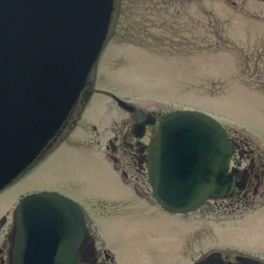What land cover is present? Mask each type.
I'll list each match as a JSON object with an SVG mask.
<instances>
[{
	"label": "rangeland",
	"instance_id": "rangeland-1",
	"mask_svg": "<svg viewBox=\"0 0 264 264\" xmlns=\"http://www.w3.org/2000/svg\"><path fill=\"white\" fill-rule=\"evenodd\" d=\"M104 26L94 89L147 112L205 114L237 145L235 161L246 153L264 168V0H110ZM108 105L95 94L67 140L1 190L3 264L18 200L42 192L75 198L101 260L106 251L114 264H195L218 253L264 263V178L251 200L235 191L187 216L165 212L149 184L122 186L100 151L128 116ZM120 198V213L110 215L106 202Z\"/></svg>",
	"mask_w": 264,
	"mask_h": 264
},
{
	"label": "water",
	"instance_id": "water-1",
	"mask_svg": "<svg viewBox=\"0 0 264 264\" xmlns=\"http://www.w3.org/2000/svg\"><path fill=\"white\" fill-rule=\"evenodd\" d=\"M75 1L83 5L93 0H0V189L14 176L13 160L6 159L4 148L8 143L13 150L14 132L22 126L34 74L46 68L52 54L48 43L62 31L63 8L66 29V19L75 14ZM107 3L106 14L110 0ZM88 22L95 23V17ZM234 148L237 145L226 129L205 114H163L149 144L147 170L159 208L190 214L210 199L227 198L235 188L242 189L237 180L245 182L246 176L230 168ZM4 223L5 218L0 225ZM85 230L84 215L70 198L47 192L27 195L17 204L10 263L77 264ZM196 264L264 263L247 257L225 262L220 255L210 254Z\"/></svg>",
	"mask_w": 264,
	"mask_h": 264
},
{
	"label": "flooded vegetation",
	"instance_id": "flooded-vegetation-1",
	"mask_svg": "<svg viewBox=\"0 0 264 264\" xmlns=\"http://www.w3.org/2000/svg\"><path fill=\"white\" fill-rule=\"evenodd\" d=\"M73 7L76 9L73 12L75 14L66 19L68 24L66 29L63 8L62 31L48 43L52 44L50 47L52 54L48 57L47 66L43 72L34 74L29 92V104L22 115V126L20 125L14 132L13 150H10L8 143L6 145L9 148L7 147L6 150V146L4 148V156L6 159L11 158L14 163V176L11 180L35 168L36 164L47 157L45 155L55 146L65 142L76 127L84 109L94 95L99 93L109 99V108H115L118 112L128 115L119 122L123 130L120 133L114 131L113 136L108 139L103 148H100V151L121 178L122 186L131 185L136 188L148 185V148L156 133L158 121L164 113L147 112L113 94L93 88L90 75L95 73V67L98 68L100 52L106 38L104 34L107 27L105 29L104 15L108 3L107 0H93L91 3L82 5L75 1ZM92 17H95L96 22L90 24L88 21ZM116 99L126 103L129 108L120 107ZM115 118L116 116L110 122L116 124ZM146 121L147 123L144 124ZM136 125L142 127L133 130L132 127ZM236 150L237 148L233 151L230 166L236 172L246 176V180L245 182L237 180L243 188H235L230 197L234 198L236 191L238 197L251 200L258 194L264 178V168L255 156H249L250 159L246 160V153L240 154L238 161H235ZM243 159L247 161L244 166H242ZM249 188H252V192ZM62 195L75 200L66 193ZM125 201L126 199L120 198L117 201L106 202L114 206L110 215L120 213L119 209ZM102 211H99L98 217H105ZM15 212L16 208L11 232L8 235L10 243L15 232ZM85 223V236L79 247L77 264H105L106 262L114 264L113 258L106 251L102 254V260L101 257L98 258L94 242L87 230L86 218ZM7 254L8 264H10L11 250Z\"/></svg>",
	"mask_w": 264,
	"mask_h": 264
},
{
	"label": "bare ground",
	"instance_id": "bare-ground-1",
	"mask_svg": "<svg viewBox=\"0 0 264 264\" xmlns=\"http://www.w3.org/2000/svg\"><path fill=\"white\" fill-rule=\"evenodd\" d=\"M175 215H176V214H175ZM210 254H214V253H210ZM210 254H209V255H210Z\"/></svg>",
	"mask_w": 264,
	"mask_h": 264
}]
</instances>
